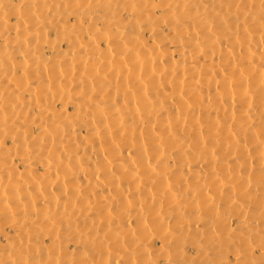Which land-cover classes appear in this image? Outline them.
Here are the masks:
<instances>
[{"label":"bare ground","instance_id":"6f19581e","mask_svg":"<svg viewBox=\"0 0 264 264\" xmlns=\"http://www.w3.org/2000/svg\"><path fill=\"white\" fill-rule=\"evenodd\" d=\"M0 264H264V0H0Z\"/></svg>","mask_w":264,"mask_h":264}]
</instances>
